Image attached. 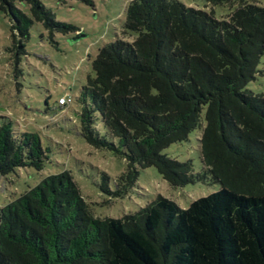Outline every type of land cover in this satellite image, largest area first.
<instances>
[{"label":"trees","instance_id":"obj_1","mask_svg":"<svg viewBox=\"0 0 264 264\" xmlns=\"http://www.w3.org/2000/svg\"><path fill=\"white\" fill-rule=\"evenodd\" d=\"M208 2L234 11L218 19L178 0H132L122 34L136 38L99 51L77 99L78 121L87 144L127 162L115 193L103 175V193L127 195L150 167L173 188L210 175L222 189L185 211L158 196L135 215L100 219L71 172L49 176L0 209V264H264V96L247 88L264 56V8ZM0 10L12 22L16 65L35 23L52 44L56 34L79 32L40 0H0ZM0 119V176L44 170L50 150L39 134ZM198 129L201 174L162 154Z\"/></svg>","mask_w":264,"mask_h":264},{"label":"rangeland","instance_id":"obj_2","mask_svg":"<svg viewBox=\"0 0 264 264\" xmlns=\"http://www.w3.org/2000/svg\"><path fill=\"white\" fill-rule=\"evenodd\" d=\"M60 23L76 27L79 32L56 34L52 44L39 23L30 31L26 56L16 65L12 49L9 16L0 10V117L13 122L18 132H36L44 148L50 150L44 170L20 169L6 178L0 176V209L37 187L49 176L65 171L72 173L84 200L100 219L121 220L135 215L152 204L158 196L174 203L181 210L201 198L219 192L222 187L210 175L204 182L184 187H171L155 167L140 170L136 184L123 197L103 193L100 189L106 174L110 191L118 189L117 181L126 172L127 162L110 151L91 147L80 134L77 99L88 77L94 76L92 64L99 51L118 39L132 42L135 34L124 38L122 32L127 8L132 0H94V7L79 0H40ZM187 7L214 12L216 18L226 19L234 11L229 6L212 7L208 0H178ZM264 8V0H250ZM18 8L30 15L25 4ZM248 90L264 96V56L258 66L256 80ZM71 103L59 106V99ZM0 119V126L3 124ZM102 136L111 138L98 120ZM201 130L191 133L188 141L173 144L162 154L181 164L192 163L194 172L201 174Z\"/></svg>","mask_w":264,"mask_h":264},{"label":"built area","instance_id":"obj_3","mask_svg":"<svg viewBox=\"0 0 264 264\" xmlns=\"http://www.w3.org/2000/svg\"><path fill=\"white\" fill-rule=\"evenodd\" d=\"M59 106L60 107H67L70 103H71V99L67 98V97H62L59 99Z\"/></svg>","mask_w":264,"mask_h":264}]
</instances>
